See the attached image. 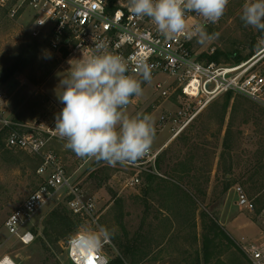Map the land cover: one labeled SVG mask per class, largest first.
I'll list each match as a JSON object with an SVG mask.
<instances>
[{
	"label": "rangeland",
	"instance_id": "rangeland-1",
	"mask_svg": "<svg viewBox=\"0 0 264 264\" xmlns=\"http://www.w3.org/2000/svg\"><path fill=\"white\" fill-rule=\"evenodd\" d=\"M245 2L229 0L223 17L216 24L206 26L210 34L219 33V36L206 45L195 41L194 51L200 61L207 62L213 55L218 57L220 64H234L238 55L247 56L252 47L254 54L244 60L252 57H263L264 60V33L245 27L240 19ZM46 32L32 20V12L27 11L13 18L0 5V90L6 94L5 104L10 119L14 123L26 125L15 126L22 132L29 131L30 126L41 121L47 123L55 119L63 107L57 95L61 91L58 87L60 81L69 73L71 66L79 62L75 55L61 56L50 49ZM159 80L166 82L167 86L171 83V78L165 74L152 77L150 83L142 84L143 94L131 99L127 111L130 115L139 112L153 117L156 137L151 150H159V155L168 149L160 161L161 167L156 168L158 155L156 160L147 165L111 167L94 159L76 156L64 147L65 141H50L47 150L57 154L59 162L71 176L72 185L79 187V197L91 208L89 212H73L67 204L72 195L68 187L63 188L61 195L35 215L31 223L35 238L29 244H24L11 234L5 222L32 192L44 184L47 175L38 172L43 158L25 150L7 147L5 137L10 129L0 122L3 143L0 147V257L9 255L18 264H72L67 251L69 239L103 227L110 233L101 242V249L109 261L121 254L115 237L122 243L142 247L139 264H193L197 256L202 257L205 243L200 208H205L211 216L216 217L238 245L236 247L224 238H216L223 262L248 264L254 247L264 249V213L262 203L258 200V197L264 196V106L252 100L254 103L239 100V96L243 95L232 94L222 132L218 134L222 126L213 120L203 138V149L197 153L191 145H183V140L178 136L188 129L197 115L196 112L190 118L193 112L201 110V120L206 119L213 112L211 109L209 111V105L214 101L222 103L224 94L206 105L189 101V108L188 100L183 99L175 83H171L169 96H160L156 85ZM239 102L245 103L243 107L249 119L242 123L243 112L236 113L234 118L232 129L235 137L230 154L234 164L232 184L224 193V172L220 165L223 137L233 121V107ZM179 110L188 116L183 115L180 120L173 122ZM162 116L169 119V124L160 125ZM182 162L188 167L189 163L193 164L192 167L198 169L188 170L179 179L174 169L182 167ZM148 171H154L160 177L153 183L157 189L146 194L143 188L147 186L144 179ZM254 171L258 190L253 189L254 182L247 181ZM135 175L139 176L140 182L131 184L130 179ZM166 180L170 183L166 188L157 186ZM170 181L179 184L178 187L172 186ZM197 182L202 191L200 193L195 192L194 184ZM237 185H241L247 195L255 199V211L242 209L238 205L233 190ZM189 196L199 206L198 212L193 210L196 205ZM161 205L167 209H160ZM57 206H64L74 221L60 240V252L54 247L44 249L38 238L44 237V219ZM172 217L173 224L170 221ZM213 237L211 234V240L206 244L212 250ZM126 264L131 263L127 261Z\"/></svg>",
	"mask_w": 264,
	"mask_h": 264
},
{
	"label": "built area",
	"instance_id": "built-area-1",
	"mask_svg": "<svg viewBox=\"0 0 264 264\" xmlns=\"http://www.w3.org/2000/svg\"><path fill=\"white\" fill-rule=\"evenodd\" d=\"M0 5L13 18L27 11L32 12V20L41 29H46L48 46L58 55H75L80 60L91 54L97 43L104 42L109 51L122 55L128 61L129 74L136 75L140 61L155 65L152 77L168 75L170 82L180 88L183 99L188 100L189 108V101L206 105L226 93L243 95L264 106L263 57H252L234 64L200 61L194 51L195 39L165 40L155 31L148 18H140L128 12L127 0H0ZM189 23L191 25L203 21L192 14ZM171 83L167 86L166 82H157L160 96L170 95ZM5 102L6 94L0 90V122L10 129L5 137L6 146L42 156L38 172L47 175L44 184L32 192L5 222L11 234L16 235L24 244H29L35 238L31 230L35 215L61 195L63 188L68 187L72 195L67 204L73 212H89L91 205H86L79 197V187L72 185L71 176L59 162L57 154L47 150L50 141H63L56 134L55 119L47 123L41 121L30 126L29 131L22 132L15 129V126L26 125L14 123L10 119ZM200 111L193 112L190 118ZM183 115L188 116L182 110L177 111L173 122L180 120ZM160 120V125L169 124L165 116ZM158 153L159 150L150 149L146 156L132 165H147L156 160ZM130 181L131 184H137L140 178L135 175ZM233 190L242 209L256 210L255 199L249 197L241 185L233 187ZM76 236L71 237L67 245L72 264L109 263L101 245L85 252L76 243ZM0 264L18 263L11 256L4 255L0 257ZM248 264H264V249L254 247Z\"/></svg>",
	"mask_w": 264,
	"mask_h": 264
},
{
	"label": "clouds",
	"instance_id": "clouds-1",
	"mask_svg": "<svg viewBox=\"0 0 264 264\" xmlns=\"http://www.w3.org/2000/svg\"><path fill=\"white\" fill-rule=\"evenodd\" d=\"M229 0H127L128 12L148 18L155 31L167 41L184 38L206 45L218 38L206 25L216 24L225 14ZM194 14L203 23L191 24ZM240 19L245 27L264 33V0H246ZM155 65L140 61L136 75L129 63L97 43L91 54L71 66L59 84L63 105L55 117L57 136L64 147L80 158L94 159L111 167L135 164L149 153L156 128L153 117L127 111L133 97L143 94ZM110 235L107 228L85 231L75 237L85 252L97 249Z\"/></svg>",
	"mask_w": 264,
	"mask_h": 264
},
{
	"label": "trees",
	"instance_id": "trees-1",
	"mask_svg": "<svg viewBox=\"0 0 264 264\" xmlns=\"http://www.w3.org/2000/svg\"><path fill=\"white\" fill-rule=\"evenodd\" d=\"M254 54V48L252 47L251 51L248 53L247 56H243V55H238L235 59L234 62L238 63L250 56H252ZM207 61H217L220 62L218 57L215 56H210L208 58ZM222 98H224V100L222 101V103L219 102H215L211 103L208 107L209 111L210 109L213 110V112H211V114H209V116L204 119L201 120L203 113L199 112L197 113V115L194 117L193 121L189 124V127L186 131L180 133V135L178 136L179 139L183 140V145H191L192 148L194 150H196L197 153H199L203 148V138L206 136V132L209 130L210 124L212 123L213 120H217L219 123V126H222V128L218 129V134L222 132L223 129V124L225 123V119L227 116V111L229 108V103L230 100L232 98V93H226L222 96ZM244 99L246 102H252L251 100H249L248 98H245L243 96H239V100ZM254 103V102H252ZM245 103L243 102H239L238 104H236L233 107V112H232V119L233 121L231 122L230 126L226 129V132L224 134L223 137V152H222V161H221V168L223 169L222 171L224 172V193H226V191L231 187L232 184V170H233V160L231 157V151L233 149V139L235 137V133L233 131V123H234V118L236 116V113L238 112H243L244 113V118L242 119V123H246L248 122L249 119V115L248 112L246 111V108L243 107ZM256 105V104H255ZM262 109H264V107H262ZM247 113V115H246ZM208 115V114H207ZM198 121H201V123H199ZM200 140V141H198ZM3 146L2 143V139L0 137V147ZM9 152V151H8ZM168 152V149L161 152L158 155V158L156 160V168H160V161L162 159L163 155H166ZM228 153V157H226V154ZM193 158H191L192 160ZM182 167L180 168H175L174 169V174L176 173V177H178L179 179H182L183 176L185 174H187L190 170H194L198 169V167H192L193 164L190 165L189 163V167L186 165V163H181ZM262 167L264 168V164L262 165ZM189 170V171H188ZM256 175V171H254V173L252 175H250L247 179L248 182L252 183L254 182L253 185V189L254 190H258V185L256 184V180L254 179ZM160 176L158 175V173L154 172V171H148L145 172V179L144 182L147 183V186H145L143 188L144 192L146 194L150 193L153 190H156L157 188L153 187V183L156 179H158ZM165 179H162V181ZM171 182V181H170ZM178 182V181H177ZM169 182L166 180V182L164 183H160L159 187L164 186V188H166L169 184ZM172 186H176L178 187L176 182L172 183ZM195 186V192L200 193L202 192L199 188V182H197V184H194ZM264 187V183L262 184V188ZM188 198H191L192 203L194 204V206L196 205V207H194L193 210H199V206H197V204L195 203V201L193 200V198L191 196H189ZM258 200H260V202L262 203V207L264 205V196L258 197ZM257 200V201H258ZM160 209H167L166 206L161 205ZM200 217L202 220V226H203V235L205 237V243H204V247H203V251H202V257L197 256L196 257V262H194L193 264H231V263H225L223 262V260L220 259V245L219 242L216 241V238H224L226 239L229 244L234 245L236 247H238V245H236L235 241L232 239V237L227 233L226 229L223 228V226H221V224L218 222V220L216 219V217H214L213 215L211 216L208 211L205 208H200ZM73 219L71 218V216L69 215L68 210L64 207V206H57L55 208H53L46 216V218L44 219L43 225H44V229H43V234L44 237H38L39 240L42 242L43 248L46 250H49L51 247L56 248V250L58 252L61 251V246H60V240L67 234V232L69 231L70 227L73 225ZM212 234V237L214 239V243H213V250L209 249V246H207V242H209L210 239V235ZM114 241H116L117 246L119 247V249L121 250V254L118 255L115 259L109 261L108 264H126L127 261H129L131 264H139L140 262V255L142 254V247H138L136 245H129V244H125L122 243L118 240H116L115 237ZM219 249V250H218ZM239 249V248H238ZM240 251H243L241 249H239ZM147 254V253H146ZM202 261V262H201ZM240 264V263H239ZM243 264V263H242ZM247 264V263H244Z\"/></svg>",
	"mask_w": 264,
	"mask_h": 264
},
{
	"label": "crops",
	"instance_id": "crops-1",
	"mask_svg": "<svg viewBox=\"0 0 264 264\" xmlns=\"http://www.w3.org/2000/svg\"><path fill=\"white\" fill-rule=\"evenodd\" d=\"M10 108H11V107H10ZM10 110H11V112H12L11 114L14 115L15 113H13V110H12V109H10ZM164 210H166V209H164ZM194 211H195V210H194ZM196 212H198V210H196ZM177 217H178V216H177ZM177 217H176V218H177ZM170 221H171V223L173 224V222H174V217H172V218L170 219Z\"/></svg>",
	"mask_w": 264,
	"mask_h": 264
}]
</instances>
